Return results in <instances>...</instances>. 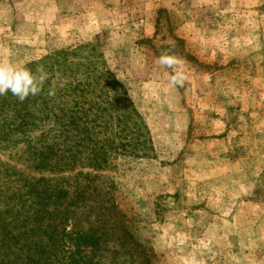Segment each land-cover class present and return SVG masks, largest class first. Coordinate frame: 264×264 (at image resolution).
Returning a JSON list of instances; mask_svg holds the SVG:
<instances>
[{"label":"rangeland","instance_id":"1","mask_svg":"<svg viewBox=\"0 0 264 264\" xmlns=\"http://www.w3.org/2000/svg\"><path fill=\"white\" fill-rule=\"evenodd\" d=\"M166 51L184 61L182 88L156 63ZM0 63L43 65L50 108L74 107L82 81L79 105L102 120L116 78L150 149L120 153L100 181L150 264H264V0H0ZM48 122L0 148V183L5 164L43 174L22 153Z\"/></svg>","mask_w":264,"mask_h":264},{"label":"trees","instance_id":"2","mask_svg":"<svg viewBox=\"0 0 264 264\" xmlns=\"http://www.w3.org/2000/svg\"><path fill=\"white\" fill-rule=\"evenodd\" d=\"M100 81L95 77L85 86ZM108 81L114 96L105 110L113 113L104 120L79 105L86 92L82 81L72 86L71 108H50L41 93L22 103L11 92L0 96V113L9 111L11 120L6 116L0 123V148L15 133L49 121L38 142L26 139L22 153L30 169L43 174L31 176L11 164L1 172L0 264H150L113 196L114 183L100 181V172L120 153L139 156L150 149L146 123L114 87L118 81L111 73ZM39 99L47 106L45 119L33 108Z\"/></svg>","mask_w":264,"mask_h":264},{"label":"clouds","instance_id":"3","mask_svg":"<svg viewBox=\"0 0 264 264\" xmlns=\"http://www.w3.org/2000/svg\"><path fill=\"white\" fill-rule=\"evenodd\" d=\"M156 63L163 68L171 70L168 79L169 89L184 87L188 80V74L182 58L166 51L161 53ZM48 79L49 74L43 65H39L34 73L26 67L0 63V96L11 92L22 103L29 96L39 95ZM48 95L55 96V81L49 88Z\"/></svg>","mask_w":264,"mask_h":264}]
</instances>
